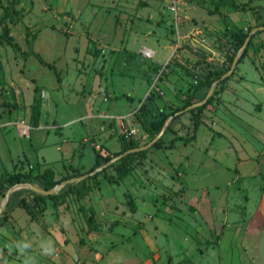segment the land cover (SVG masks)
Segmentation results:
<instances>
[{
  "label": "rangeland",
  "instance_id": "obj_1",
  "mask_svg": "<svg viewBox=\"0 0 264 264\" xmlns=\"http://www.w3.org/2000/svg\"><path fill=\"white\" fill-rule=\"evenodd\" d=\"M262 25L264 0H0V180L51 191L16 184L0 264H264V121L219 115Z\"/></svg>",
  "mask_w": 264,
  "mask_h": 264
},
{
  "label": "crops",
  "instance_id": "obj_2",
  "mask_svg": "<svg viewBox=\"0 0 264 264\" xmlns=\"http://www.w3.org/2000/svg\"><path fill=\"white\" fill-rule=\"evenodd\" d=\"M246 68V76L232 83V89L226 91L222 100L219 115L223 118L222 122H226L231 129L236 127L238 130L244 114L264 121V78L253 63H247Z\"/></svg>",
  "mask_w": 264,
  "mask_h": 264
},
{
  "label": "trees",
  "instance_id": "obj_3",
  "mask_svg": "<svg viewBox=\"0 0 264 264\" xmlns=\"http://www.w3.org/2000/svg\"><path fill=\"white\" fill-rule=\"evenodd\" d=\"M236 6L238 7V5L236 4ZM2 24H3V30H4V34L9 37V27L7 26L6 22H5V19L2 18L1 20ZM264 25L260 26L257 28V33L260 34L262 32H264ZM244 32V31H243ZM250 34V33H249ZM248 33H245L243 34L242 32L239 33V38H241L240 40V43L239 44H242L244 43V40L245 38L249 35ZM242 45H239L237 46L236 48V51L235 53L233 54V58L236 56V53L237 51L241 48ZM38 58H39V61L41 63H43L45 66H47L48 68H54V66L52 64H50L49 62H46L42 59V57L37 54ZM214 80L208 82L207 84L209 86H212ZM200 85H198V88H199ZM40 101L38 99H36V104L33 105V110L35 111V113L32 115V117L34 118V120L36 121L35 123H37V121L39 120V116H40V112H41V105L39 103ZM205 107V106H204ZM180 111H183L181 114L179 115H176L175 117L178 118L180 117L181 115H184L186 113H194L196 111V109H190V110H186V108H182L180 109ZM173 114V113H172ZM175 115V114H173ZM168 116L165 118L167 119ZM163 129V124H158L157 125V132H160L161 130ZM127 145V144H126ZM138 146H127L125 147V149L123 150V153L130 150V149H133V148H137ZM120 154V153H119ZM141 152L139 151H136V152H131L127 155H125V158H128V159H136L140 156ZM113 157H107L106 161H109L110 159H112ZM131 170H132V167L129 166L124 172H122L119 177L122 178V177H125V176H128L130 173H131ZM36 178L35 177H32V176H29L28 179H22L20 175H14V176H11L9 178H3L0 180V195H5V192L9 190L10 187L16 185V184H20V183H23V182H30L31 184L35 185V182H36ZM35 193V192H34ZM36 194V193H35ZM23 207H28V204L27 202H24L23 203Z\"/></svg>",
  "mask_w": 264,
  "mask_h": 264
},
{
  "label": "water",
  "instance_id": "obj_4",
  "mask_svg": "<svg viewBox=\"0 0 264 264\" xmlns=\"http://www.w3.org/2000/svg\"><path fill=\"white\" fill-rule=\"evenodd\" d=\"M263 28H264V27H263ZM256 31H257V29H254V30L250 33V35H249L248 38L246 39V41H245V43H244V45H243V47H242V49H241L240 52L244 51V50L247 48V45H248V43H249V41H250V39H251V37H252V33L256 32ZM239 55H240V53H239L238 56L235 58V60H234V62H233V65H232V67H231V70H230L228 73H226L225 75H223L222 78H225V77L229 76L231 73H233V71H234V69H235V66L237 65V62H238V59H239ZM214 88H215V84L212 85V87H211V91L209 92L208 97L211 96V94H212L213 91H214ZM207 99H208V98H207ZM207 99H205V101H203V102H200L199 104H195V105H193V107H196V106H198V105H203V104L207 101ZM165 128H166V126L163 127V129L161 130V133L158 135V137L155 138V139H154L149 145H146V146L141 147V148L132 149V150L126 152V153H122V154H120L118 157L112 159L111 161H109L108 163H106L105 165H103L102 167H99V168L95 169V171H93L92 173L99 172V171L102 170L105 166H108V165L112 164L114 161L120 159L121 157H123V156H125V155H127V154H129V153H131V152H136V151H140V150H144V149L149 148L153 143H155V142L161 137V135H162L163 132L165 131ZM92 173H91V174H92ZM87 175H88V174H87ZM87 175H84L83 177L77 178V181L84 179ZM19 186H20V185H19ZM19 186H18V185H15V186L11 187V188L8 190V192L6 193V200H5V202H4V203L1 205V207H0V214H1L2 210H3V208H4V205H5V203H6L7 199H8V197H9V195L11 194V192H12L13 190H15V189H16L17 187H19ZM29 186H30L32 189H34L35 191H37V192H41V193H48V192H51V191H46V190L40 189V188H38V187H36V186H34V185H31V184H30ZM53 191H54V190H53ZM53 191H52V192H53Z\"/></svg>",
  "mask_w": 264,
  "mask_h": 264
}]
</instances>
